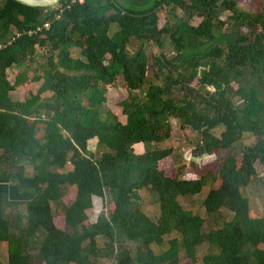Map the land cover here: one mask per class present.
Returning a JSON list of instances; mask_svg holds the SVG:
<instances>
[{
    "label": "trees",
    "instance_id": "16d2710c",
    "mask_svg": "<svg viewBox=\"0 0 264 264\" xmlns=\"http://www.w3.org/2000/svg\"><path fill=\"white\" fill-rule=\"evenodd\" d=\"M66 2L0 0V264H198L203 249L201 264H264V212L252 217L246 196L264 170V0ZM121 77L125 122L105 104ZM22 83L37 90L19 100ZM172 119L195 135L193 160L229 153L216 171L191 162L198 179H187L172 147H156Z\"/></svg>",
    "mask_w": 264,
    "mask_h": 264
},
{
    "label": "rangeland",
    "instance_id": "374dc122",
    "mask_svg": "<svg viewBox=\"0 0 264 264\" xmlns=\"http://www.w3.org/2000/svg\"><path fill=\"white\" fill-rule=\"evenodd\" d=\"M238 1V5L242 8H245L246 10H248L250 8V5L252 7H257V5H252L251 3L254 2V0H237ZM159 14L161 15V19L159 20L160 23L163 22V18H164V12H159ZM227 15V13H223L222 14V18H225V16ZM137 42L135 40H132L131 44L129 45L130 47L136 45ZM74 49V48H73ZM37 54L40 55L41 54V50L37 49ZM75 55V54H74ZM7 78L8 80L12 83L15 80V75L17 74V70H13V69H7ZM29 74V76H31V70L28 71L27 75ZM37 90V84L35 83H22L16 87H14V89L11 91L13 95L16 96L17 99L19 100H23L24 97L30 96L32 93H35ZM50 95V93H45L43 96H48ZM127 95V91L124 87V83L122 80V77L119 78V82L117 85L115 86H107V90L105 93L106 96V101L105 104L106 106L114 113L116 114V116L118 117V119L121 122H125L126 121V116L123 114L122 112V107L120 105V102L126 97ZM172 129H171V135L170 137L165 140L162 141L161 143L156 144V147H172L173 152L175 154H177L178 156H180L181 161L180 162H176V164L179 167H183L184 169L182 170V174L181 176L186 177L187 179H198V173H197V166L194 168L191 166V162H195L199 167H202L203 165H207L210 164L211 166V171H216L218 168V164L219 162H221L223 159H225L229 153L227 151H219V153L216 156H211V157H206V158H200V159H196L193 160L191 158V147H190V143L193 142L192 137H195L194 134L190 133L189 130L186 129H181L178 125V123L176 122V120L172 119ZM186 137H190V142L187 141L186 142ZM254 137H246L245 142L246 143H252L254 142ZM134 151L136 153H142L144 148L138 147V146H134ZM103 149L96 147V151H95V156L99 157L102 153ZM238 161V159H237ZM7 163L6 162H1L0 163V167L2 168H6L7 167ZM159 167L165 171V173L167 174V176H172L175 174L176 172V168L173 165V162L171 161V158H164L160 161L159 163ZM64 169V168H63ZM256 169L258 171L257 173V179L255 181V183L253 185H251V187L246 189V196L249 199L250 202V215L252 217H260L262 216V213L264 212V170L263 168H261L259 165L256 166ZM65 170V169H64ZM259 180V181H258ZM217 183H214L212 187H216ZM206 192V191H204ZM203 192V193H204ZM75 193L74 191H69L66 195L61 197V201L66 204L69 205L73 199H74ZM149 198L148 197H143L142 199V203L144 205H146L147 208V212H157V208H155L152 205L147 204ZM179 204L180 206L184 209V210H188V211H194L196 208H194L195 206H193V204L185 199L180 197L179 198ZM102 199L101 198H97L95 197L93 199V207L89 210L86 211L89 222H93L97 215L99 214V211L102 208ZM52 211H53V215H54V223L57 227L59 228H65V221H64V216L62 215V213H59L56 209V206L54 204H52ZM200 215L205 219V230L208 231L209 230V222L208 219L206 217V215L204 214L203 209L199 210ZM123 244L127 247H129L130 249L133 248V242L130 241H126L123 240ZM98 245L102 246L103 245V241L101 239L98 240ZM260 249L264 250V245L261 244L259 246ZM206 250L203 249L201 252H198V257H199V262L198 264H201V258L203 257V255L205 254ZM6 258V247L5 244L1 245L0 244V261L5 260ZM181 264H194L190 259H188L186 256H183Z\"/></svg>",
    "mask_w": 264,
    "mask_h": 264
},
{
    "label": "water",
    "instance_id": "95a60500",
    "mask_svg": "<svg viewBox=\"0 0 264 264\" xmlns=\"http://www.w3.org/2000/svg\"><path fill=\"white\" fill-rule=\"evenodd\" d=\"M30 7L47 8L57 5L61 0H15Z\"/></svg>",
    "mask_w": 264,
    "mask_h": 264
},
{
    "label": "built area",
    "instance_id": "2783aa9c",
    "mask_svg": "<svg viewBox=\"0 0 264 264\" xmlns=\"http://www.w3.org/2000/svg\"><path fill=\"white\" fill-rule=\"evenodd\" d=\"M83 0H67V2H66V7H70L71 6V4H73V3H75V2H82ZM45 26L46 27H48L49 26V24L48 23H45Z\"/></svg>",
    "mask_w": 264,
    "mask_h": 264
},
{
    "label": "bare ground",
    "instance_id": "6f19581e",
    "mask_svg": "<svg viewBox=\"0 0 264 264\" xmlns=\"http://www.w3.org/2000/svg\"><path fill=\"white\" fill-rule=\"evenodd\" d=\"M63 1V0H62ZM54 7V6H53Z\"/></svg>",
    "mask_w": 264,
    "mask_h": 264
}]
</instances>
